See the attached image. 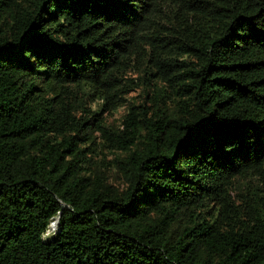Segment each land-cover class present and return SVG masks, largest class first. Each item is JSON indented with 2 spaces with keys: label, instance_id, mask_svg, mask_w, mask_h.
Wrapping results in <instances>:
<instances>
[{
  "label": "trees",
  "instance_id": "16d2710c",
  "mask_svg": "<svg viewBox=\"0 0 264 264\" xmlns=\"http://www.w3.org/2000/svg\"><path fill=\"white\" fill-rule=\"evenodd\" d=\"M0 264H264V0H0Z\"/></svg>",
  "mask_w": 264,
  "mask_h": 264
},
{
  "label": "rangeland",
  "instance_id": "374dc122",
  "mask_svg": "<svg viewBox=\"0 0 264 264\" xmlns=\"http://www.w3.org/2000/svg\"><path fill=\"white\" fill-rule=\"evenodd\" d=\"M122 113V108L118 109L116 112H114L112 115H107L108 120H116L118 119L119 115ZM55 232V229L50 228V226L47 228L46 233L44 234V238L48 237L49 235L53 234Z\"/></svg>",
  "mask_w": 264,
  "mask_h": 264
},
{
  "label": "bare ground",
  "instance_id": "6f19581e",
  "mask_svg": "<svg viewBox=\"0 0 264 264\" xmlns=\"http://www.w3.org/2000/svg\"><path fill=\"white\" fill-rule=\"evenodd\" d=\"M55 228H56V226H55ZM55 228H54V229H55Z\"/></svg>",
  "mask_w": 264,
  "mask_h": 264
}]
</instances>
